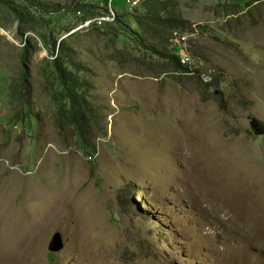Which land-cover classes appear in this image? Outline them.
<instances>
[{
  "label": "rangeland",
  "instance_id": "1",
  "mask_svg": "<svg viewBox=\"0 0 264 264\" xmlns=\"http://www.w3.org/2000/svg\"><path fill=\"white\" fill-rule=\"evenodd\" d=\"M14 1L19 15L0 3V264H264V134L251 127L264 124V1L160 10L200 25L193 59L213 87L144 48L172 49L170 32L140 38L126 0H113L120 22L75 32L74 0L48 15ZM43 39L63 40L89 84V144L58 111Z\"/></svg>",
  "mask_w": 264,
  "mask_h": 264
},
{
  "label": "trees",
  "instance_id": "2",
  "mask_svg": "<svg viewBox=\"0 0 264 264\" xmlns=\"http://www.w3.org/2000/svg\"><path fill=\"white\" fill-rule=\"evenodd\" d=\"M57 1L58 0H25V3H27L28 6L33 7L36 11L45 15L51 13L64 12L65 9H68L64 6H61ZM155 1L160 6L159 11L150 12L149 10H147L145 13L142 14L138 12V7H136L130 12L133 20L137 25L136 28L133 27L132 23H124L128 25L129 29L132 32H135V34L138 35L140 38H144L146 35V37L148 36L153 40L161 39L164 42L166 40L164 39L163 34L170 32V37L168 41H170L172 45L173 42L171 38V32L174 28H182L181 25L184 24V19L182 18L179 12H171L166 16L161 14L160 10L168 9L169 3L172 0ZM263 1L264 0H254L253 3L260 4ZM14 2V0H0V3H5L12 10L16 11V13L19 15V12H17V9L14 6ZM252 4H249L248 6H251ZM71 7H75V10L85 9L90 14L97 13L95 9L96 3L84 4L82 0H74ZM66 12L69 13V9L66 10ZM119 18L120 17L118 16V21L116 20L114 23L120 22ZM124 32L125 31H119L118 35H124ZM142 43L143 42H140L139 46H142ZM45 44L49 46L46 41ZM49 47L52 51L50 65L53 73L55 74L56 82L60 90L58 111L63 114L67 123L70 124V126L73 128L79 140L82 143L89 144L88 128L91 124V121H96L97 119L96 115L89 107V95L85 92L86 86L88 87L89 84L86 80L82 79L80 75H78L79 72L75 70V66L72 64L73 60L69 62L70 60H68V52L66 51V46L63 40L59 41L58 43L55 41ZM56 47L57 49H59L57 53H55ZM144 48L152 50L154 54L159 55L163 59H168V62L170 64L173 63L174 67L177 70L187 73L188 68L187 66L181 64L179 56L176 53V49L174 46L170 50H165L159 49L154 44H145ZM27 49L28 46H26L25 50ZM205 85L213 87L214 85H216V81L213 84ZM89 154L92 153L89 152Z\"/></svg>",
  "mask_w": 264,
  "mask_h": 264
},
{
  "label": "built area",
  "instance_id": "3",
  "mask_svg": "<svg viewBox=\"0 0 264 264\" xmlns=\"http://www.w3.org/2000/svg\"><path fill=\"white\" fill-rule=\"evenodd\" d=\"M100 4L96 3V14L85 15L82 9H77L75 15L80 19L79 23L72 29L71 32H75L79 29H89L93 26L102 27L106 24L114 23L117 19V11L113 7V0H99ZM140 0H126V6L128 10L132 11L137 7ZM84 4L90 3L89 0H82ZM200 25L192 24L191 28L184 30L175 28L171 32L172 44L176 50H180L179 60L181 64L187 66V73L196 75L198 79L204 84H213L215 77L211 72L202 70L198 66L192 53L191 42L197 37Z\"/></svg>",
  "mask_w": 264,
  "mask_h": 264
},
{
  "label": "water",
  "instance_id": "4",
  "mask_svg": "<svg viewBox=\"0 0 264 264\" xmlns=\"http://www.w3.org/2000/svg\"><path fill=\"white\" fill-rule=\"evenodd\" d=\"M251 127L258 134H264V124L259 122L256 118H251ZM63 247V241L61 234L59 232H55L50 239L48 248L50 251H58Z\"/></svg>",
  "mask_w": 264,
  "mask_h": 264
},
{
  "label": "bare ground",
  "instance_id": "5",
  "mask_svg": "<svg viewBox=\"0 0 264 264\" xmlns=\"http://www.w3.org/2000/svg\"><path fill=\"white\" fill-rule=\"evenodd\" d=\"M172 140V139H171ZM170 141V140H169ZM172 142H173V140H172ZM186 156V155H185ZM188 159V158H187ZM186 160V159H185ZM193 168H194V164H193V166H192ZM192 172H193V170H192ZM194 174V173H193ZM188 175H189V173H188ZM190 176V175H189ZM188 176V177H189ZM194 176V175H193ZM188 180H189V178H188ZM192 180V179H191ZM211 195H212V197H214L215 199H219L218 198V196L216 195V194H212L211 193V191L209 192ZM207 194V193H206ZM210 198H211V196H210ZM219 201V200H218ZM217 201V202H218ZM12 236V235H11ZM7 238H8V240H10L11 238H10V236H7ZM23 239V238H22ZM28 240V239H27ZM20 249H21V252H22V250H26V248H25V245L23 244V243H19V245L15 248H12L11 250H13L14 251V253H19L20 252ZM16 250V251H15ZM20 252V253H21ZM11 253V251L10 250H8V251H6V253L4 254L3 253V251H1L0 250V263H3V262H5V258H3L2 256H6V255H8V254H10ZM14 255V254H13ZM17 255V254H16ZM20 255V254H19ZM11 256V255H10ZM7 260V259H6ZM12 260V259H11ZM17 260V259H16ZM10 261V260H9Z\"/></svg>",
  "mask_w": 264,
  "mask_h": 264
},
{
  "label": "clouds",
  "instance_id": "6",
  "mask_svg": "<svg viewBox=\"0 0 264 264\" xmlns=\"http://www.w3.org/2000/svg\"><path fill=\"white\" fill-rule=\"evenodd\" d=\"M89 155H92V154H89Z\"/></svg>",
  "mask_w": 264,
  "mask_h": 264
}]
</instances>
